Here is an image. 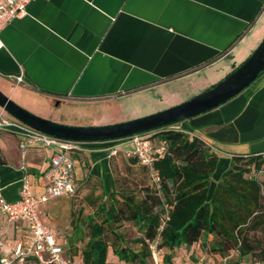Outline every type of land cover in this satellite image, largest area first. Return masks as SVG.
<instances>
[{
    "label": "crops",
    "instance_id": "obj_1",
    "mask_svg": "<svg viewBox=\"0 0 264 264\" xmlns=\"http://www.w3.org/2000/svg\"><path fill=\"white\" fill-rule=\"evenodd\" d=\"M263 37L264 0H32L25 14L0 32V92L26 111L63 125L74 113L96 106L104 116L140 114L147 107L144 113L151 115L211 89ZM17 76L22 82L16 85ZM171 128L198 138L215 155L208 197L232 157L260 156L264 168V72L226 102ZM18 142L15 134L0 130V194L7 202L17 199L21 167L35 198L46 186L49 151L30 146L22 157ZM112 147L117 153L109 156ZM130 148L114 141L83 142L80 151L69 154L75 194L37 206L41 222L55 232L59 256L66 250L62 260L81 264L79 253L89 234L85 221L117 192L113 165L125 160L122 151ZM120 226L114 232L124 236ZM129 226L135 236H124L118 245L135 250L131 240L139 233ZM27 238L25 222H8L0 213V257ZM105 240L112 246L107 229ZM229 257L236 260V252ZM225 261L196 244L174 250L168 264ZM105 264L126 263L107 247Z\"/></svg>",
    "mask_w": 264,
    "mask_h": 264
},
{
    "label": "trees",
    "instance_id": "obj_2",
    "mask_svg": "<svg viewBox=\"0 0 264 264\" xmlns=\"http://www.w3.org/2000/svg\"><path fill=\"white\" fill-rule=\"evenodd\" d=\"M147 140L164 143V153L154 156L149 169L133 157L125 160L155 173L157 182L139 186L138 194L129 189L108 194L107 202L85 221L89 234L79 253L81 264H105L107 247L120 262L149 264L147 243L155 237L161 264L170 263L179 247L196 244L205 254L226 259L225 264H242V258L244 264L264 262V179L257 177L262 158L232 157L208 197L216 163L208 146L175 128L158 130ZM123 223L139 233L131 240L138 245L135 250L118 245L124 236L114 230ZM105 228L112 246L105 240ZM249 233H258L260 241ZM233 251L236 260L229 259Z\"/></svg>",
    "mask_w": 264,
    "mask_h": 264
},
{
    "label": "built area",
    "instance_id": "obj_3",
    "mask_svg": "<svg viewBox=\"0 0 264 264\" xmlns=\"http://www.w3.org/2000/svg\"><path fill=\"white\" fill-rule=\"evenodd\" d=\"M31 1L0 0V32L11 20L23 16ZM21 82L20 76L14 78L16 85ZM168 128H171V125L161 130ZM0 130L15 134L19 138L18 148L22 157L30 146H39L50 153L48 169L44 174L46 186L40 197L35 198L31 194L29 181L24 174L23 167H21L23 175L19 181L17 199L7 202L0 194V213L8 222H25L28 232L27 240L18 242L14 246L10 253L11 257L7 255L0 257V264H22L28 258L42 264H71L60 258L61 248L56 243L55 232L41 222L37 214V206L56 197H70L75 194L74 165L69 154L80 151L83 142L62 140L30 129L11 117H7L2 109H0ZM155 132L135 134L112 141L118 145L129 144L131 148L123 150V156L125 158L133 157L140 165L149 169L154 156H161L164 153L163 142L152 143L147 140ZM116 153V148L112 147L109 156H114ZM258 173L264 174V168ZM150 176L154 182H157L155 173L151 172ZM157 240L155 237L147 243L150 253L149 264H161L162 252L157 248Z\"/></svg>",
    "mask_w": 264,
    "mask_h": 264
},
{
    "label": "water",
    "instance_id": "obj_4",
    "mask_svg": "<svg viewBox=\"0 0 264 264\" xmlns=\"http://www.w3.org/2000/svg\"><path fill=\"white\" fill-rule=\"evenodd\" d=\"M264 71V37L253 52L230 74L204 93L167 110L106 126L77 127L58 124L16 105L0 92V109L24 126L62 140L104 142L164 127L211 110L248 87Z\"/></svg>",
    "mask_w": 264,
    "mask_h": 264
},
{
    "label": "rangeland",
    "instance_id": "obj_5",
    "mask_svg": "<svg viewBox=\"0 0 264 264\" xmlns=\"http://www.w3.org/2000/svg\"><path fill=\"white\" fill-rule=\"evenodd\" d=\"M190 98L191 97H189L187 100H189ZM101 108L102 107L100 106H96L95 108H86V110L84 109L81 110L80 112L78 111L77 113H74L69 119L64 120L65 121L64 123H67L64 125L77 126V127L106 126V125L117 124L130 119H135L148 115L144 113L148 107L141 108L142 110L140 111V114L136 112L127 111L121 114L113 113L107 116L103 115ZM156 108H158V106L157 107L154 106L151 109L155 111ZM113 177L115 179V183H116L115 185L117 186V192H121L125 189H129L135 192L136 194H138L139 186L147 185V184L154 186V181L152 180V177L146 170H142L139 165L136 164L132 165L126 160H120L118 165H113ZM258 179H264V176L261 175ZM76 210H78V208H76L75 211ZM121 225L122 226H120V230L125 237L130 239L133 236H135V233L133 229L130 228L129 224L124 223ZM134 230H136L135 227ZM248 236L257 239L259 241L261 239L258 233H254V235L249 233ZM260 246L262 247L263 245L260 244ZM77 255L78 254H76V256ZM7 256L11 257V254H8ZM60 256L66 258L67 256L66 250H63ZM244 260L245 258L243 259L242 264H244ZM253 262H257V264H264V262H258L257 260ZM23 264H42V263L26 261Z\"/></svg>",
    "mask_w": 264,
    "mask_h": 264
}]
</instances>
